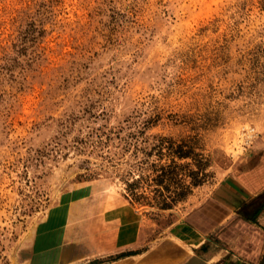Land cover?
<instances>
[{
  "label": "rangeland",
  "instance_id": "rangeland-1",
  "mask_svg": "<svg viewBox=\"0 0 264 264\" xmlns=\"http://www.w3.org/2000/svg\"><path fill=\"white\" fill-rule=\"evenodd\" d=\"M155 135L196 139L207 162L168 210L124 191L146 173L133 146ZM254 169L264 0H0V264L44 262L83 221L94 231L81 246L121 231L137 235L121 247L142 250L230 170Z\"/></svg>",
  "mask_w": 264,
  "mask_h": 264
},
{
  "label": "crops",
  "instance_id": "crops-1",
  "mask_svg": "<svg viewBox=\"0 0 264 264\" xmlns=\"http://www.w3.org/2000/svg\"><path fill=\"white\" fill-rule=\"evenodd\" d=\"M263 177L257 169L242 176L230 170L226 179L173 225L172 233L142 250L121 247L137 236L128 240L121 231L97 242L98 246H81L85 238L79 234L94 231L93 223L83 221L62 234L60 245L44 262L35 264H262L264 207L252 220L242 218L238 211L264 192Z\"/></svg>",
  "mask_w": 264,
  "mask_h": 264
},
{
  "label": "trees",
  "instance_id": "trees-1",
  "mask_svg": "<svg viewBox=\"0 0 264 264\" xmlns=\"http://www.w3.org/2000/svg\"><path fill=\"white\" fill-rule=\"evenodd\" d=\"M148 124L150 126L146 122L142 131L136 133L143 136ZM130 137L133 138L132 135ZM153 140L154 143L146 147L133 146V150L143 157L134 168L146 173H138L136 177L132 176L124 182L125 196L132 203L144 202L157 209L168 210L185 200L192 189L202 183L207 162L199 152L194 138L175 142L171 137L155 135ZM151 157L156 159L148 162ZM263 207L264 192L242 205L238 215L252 220Z\"/></svg>",
  "mask_w": 264,
  "mask_h": 264
},
{
  "label": "water",
  "instance_id": "water-1",
  "mask_svg": "<svg viewBox=\"0 0 264 264\" xmlns=\"http://www.w3.org/2000/svg\"><path fill=\"white\" fill-rule=\"evenodd\" d=\"M262 264H264V261H263V263Z\"/></svg>",
  "mask_w": 264,
  "mask_h": 264
}]
</instances>
